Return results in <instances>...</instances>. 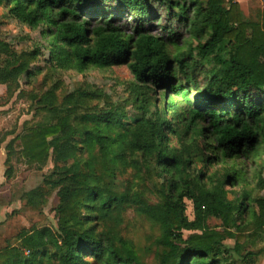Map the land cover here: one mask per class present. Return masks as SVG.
Returning a JSON list of instances; mask_svg holds the SVG:
<instances>
[{"label":"trees","instance_id":"obj_1","mask_svg":"<svg viewBox=\"0 0 264 264\" xmlns=\"http://www.w3.org/2000/svg\"><path fill=\"white\" fill-rule=\"evenodd\" d=\"M4 3L37 29L50 60L78 70L126 64L138 88L132 110L82 112L73 126L59 116L19 135L30 164L52 162L43 183L56 191L58 226L21 230L19 245L0 251V264H141L136 249L106 223L130 206L159 226L157 264H231L222 257L229 252L221 244L225 236L206 220L219 218L229 236L246 207L228 198L225 186L246 182V161H254L264 139V30L259 38L245 34L248 23L232 13L236 0ZM159 26L162 34L154 32ZM5 51L0 42V55ZM30 53L38 52L29 51V59ZM5 60L0 82L28 70L25 60ZM207 64L201 82L192 78L190 72ZM131 152L152 157L163 175L153 204L117 177ZM222 163L220 175L209 171ZM255 203L264 209V196ZM183 230L194 232L183 237Z\"/></svg>","mask_w":264,"mask_h":264},{"label":"rangeland","instance_id":"obj_2","mask_svg":"<svg viewBox=\"0 0 264 264\" xmlns=\"http://www.w3.org/2000/svg\"><path fill=\"white\" fill-rule=\"evenodd\" d=\"M236 1L237 4L232 6V13L238 12L240 18L248 23L245 34L259 38L264 30V0ZM177 30L182 37H188V44L195 43L193 37L184 32L183 27ZM154 32L160 34L161 27H155ZM0 42L7 47V51L0 55V66L7 65L8 60L5 59L12 61L15 58L25 60L28 64V70L22 71L14 79L0 82L2 251L19 245V234L23 229L48 226L56 230L58 226L56 191L48 189L43 183V178L52 168V162L48 157L44 164H30L20 151L24 140L19 135L31 128L50 123L59 116L65 117L69 125L73 126L82 112L108 110L114 106L132 110V97L138 85L126 64L89 66L78 70L72 65L60 66L57 61L50 60L48 43L43 46L37 29L20 22L5 3L0 4ZM34 49L38 53H30L29 59L28 52H33ZM208 66L209 64L190 72L192 78L201 82ZM177 75L180 76L179 72ZM167 114L170 115V111ZM124 126L131 128L133 122L126 120ZM128 154L129 164L117 167V177L121 181L128 180L133 188L142 193L144 201L150 204L157 202L160 199L159 189L163 175L158 172L154 160L140 152ZM246 163V182L225 186L228 198L246 205L238 220L239 227H232V235L226 236L222 232L221 220L213 216L208 217L206 226L225 236L221 240V244L229 248V252L222 256L225 261L231 264H264V209H259L255 203L256 197L264 196V139L254 161L249 159ZM224 168L223 163L214 164L209 167V171L220 175ZM42 195H45L44 198ZM185 204L187 218L193 219L192 202L185 199ZM261 219L263 223L259 224ZM116 221L106 222L107 227L115 229L130 242L136 249L141 264H157L155 240L160 233L157 223L135 206L127 207ZM191 232L194 231L183 230V237ZM36 262L53 264L49 259Z\"/></svg>","mask_w":264,"mask_h":264}]
</instances>
